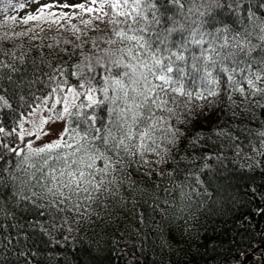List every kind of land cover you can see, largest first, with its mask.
<instances>
[{
    "label": "trees",
    "instance_id": "16d2710c",
    "mask_svg": "<svg viewBox=\"0 0 264 264\" xmlns=\"http://www.w3.org/2000/svg\"><path fill=\"white\" fill-rule=\"evenodd\" d=\"M243 4L255 15L256 23L264 22V0H243ZM198 6L199 0L185 3V9ZM159 7L166 16L176 13L170 2L160 0ZM39 18L43 28L35 39L26 34L0 45L25 58V64L16 65L25 74L13 73V81L36 80L37 69L43 78L51 65L63 66L68 83L74 84L72 65L82 64V60L63 51L75 50L77 33L55 32L50 12L44 11ZM4 20L0 21V33L19 32L11 19L6 25ZM210 23L228 25L229 37L238 33L253 49L251 57H241L242 65L251 62L256 67L264 59V33L252 30L247 13L237 15L218 8ZM106 32L105 28L85 34L99 37ZM83 52L87 54L89 47ZM227 75L216 74L219 95L211 114L194 117L181 128L185 137L172 153L171 165L156 180L143 177V168L130 167L120 173L125 178L119 180L125 181L119 189L113 187L114 195L97 194L95 206L101 217L86 216V223L71 232L67 243L55 231L49 229V235L37 225L47 226L53 217L68 220L69 205L49 207L45 198L36 201L41 208L17 195L43 191L32 178L47 183L49 168L64 167L54 159L59 150L53 152L47 166L43 154L30 156L28 163L34 167L5 154L7 162L0 161V264H264V95L244 99L231 90ZM236 79L244 84L247 94L249 89L239 73ZM0 85L8 90L7 95H0L12 105L6 108L0 100V120L10 130L18 103L12 92L15 84L3 79ZM187 86L195 87L192 83ZM34 89L37 95L46 90L40 83ZM108 115L107 107L98 110V127L107 123ZM62 151L71 154L72 150Z\"/></svg>",
    "mask_w": 264,
    "mask_h": 264
},
{
    "label": "snow or ice",
    "instance_id": "6c2138e0",
    "mask_svg": "<svg viewBox=\"0 0 264 264\" xmlns=\"http://www.w3.org/2000/svg\"><path fill=\"white\" fill-rule=\"evenodd\" d=\"M164 2L173 4L176 13L166 16L159 7L160 0H89L87 5L47 4L39 8L40 12L44 8L63 7L96 13L95 25L91 19L81 23L91 26V32L104 31L99 27L101 24L107 29L104 36L93 37L81 33L76 25L71 26L79 43L74 45V51L64 50L63 54L82 60V64L72 65L74 70L70 75L76 77L74 84L68 83L63 66L51 65L50 73L43 78L37 69L36 80L14 82L13 73L25 74L16 66L25 64V58L0 46V57L8 58L0 59V80L15 84L12 92L18 99L14 127L6 130L0 120V161L6 163L5 154H9L20 157L22 165L34 167L28 163L29 157L43 154L47 166L53 152L59 150L54 159L64 165L61 169L49 168L45 177L48 183H41L33 176L35 186L43 191L33 192L31 196L17 193L21 200L32 201L41 208L36 201L45 198L49 207L72 201L73 196L90 202L98 198L93 193L114 195L113 187L124 183L117 175L130 167H136L137 171L147 168L146 174L151 175L153 166L169 164L172 153L185 137L181 128L194 117L206 112L210 115L216 106L218 72L228 73L231 90L239 92L244 99L249 95H264V59L256 67L251 62L242 65L241 57H251L253 49L238 38V33L229 37L228 25L210 23L216 9L227 8L237 15L247 13L252 30L264 33V22H255V15L243 0H199L198 7L187 9L185 3L194 4L195 0ZM23 7L24 4L19 5ZM8 19L15 21L16 17L6 16L5 25ZM36 19L39 16L29 14L23 23ZM26 34L0 33V45ZM85 46L89 47L87 54L83 52ZM237 73L246 82L247 94L244 84L236 79ZM36 83L46 88L40 95L34 89ZM189 83L195 87L190 89ZM7 91L0 85V92L7 95ZM0 100L6 108H12L3 95ZM104 107L109 113L108 120L98 127V110ZM41 110L49 115L40 116ZM58 121L64 125L62 130L55 128ZM25 123L30 129H25ZM42 137H47L48 142L41 141L43 146L33 147ZM63 149H71V154ZM148 156L154 159L149 160ZM96 161L103 166L98 167ZM2 179L0 176V182ZM72 206L78 211V204ZM37 227L46 233L49 229L55 231L66 243L73 230L67 219L55 217L47 226ZM65 232L69 235L64 236Z\"/></svg>",
    "mask_w": 264,
    "mask_h": 264
},
{
    "label": "rangeland",
    "instance_id": "374dc122",
    "mask_svg": "<svg viewBox=\"0 0 264 264\" xmlns=\"http://www.w3.org/2000/svg\"><path fill=\"white\" fill-rule=\"evenodd\" d=\"M79 3H85L86 5L89 3V0H4L2 3H0V21L4 20L5 17H12L15 16L16 20L13 21V24H15L14 28L19 32H24L29 35V38H33L35 35H39L42 31V23L39 19L36 20H29L27 24L23 23V18L28 16L29 14L33 16H40L41 13L50 12L52 14V18L55 20V32H62L64 34L68 32H74L72 29V25H76V27L80 30L81 33H87L89 30V27L91 26H85L81 23L82 20H92L93 25L96 24L95 21V15L96 13H85L80 9L76 8H63V7H52V8H44L42 12L38 11L39 8H41L43 5L51 4V5H75ZM20 4H24V7L21 9L19 8ZM8 5H12L11 7H7ZM7 7V11H5V8ZM66 14V15H64ZM47 26H50L47 24ZM53 26V25H51ZM101 29H105V26L101 24L99 26ZM31 30V31H30ZM75 33V32H74ZM49 103H52L51 101ZM58 105L56 106V110H58ZM49 113L46 110L40 111V116L47 117ZM39 119V117H37ZM64 127L62 122H56L55 128L57 130H62ZM25 129H30V125L28 123H25ZM55 139V137H53ZM48 142L47 137H42L41 140H36L33 144L34 147L41 146L43 143L41 142ZM148 159H154L153 156H148ZM172 161L167 165H161L159 167H154V171L151 175L146 174L147 168H143V177L151 178L152 180H156L159 175L164 172V170L170 166ZM96 164L98 167H102V163L100 161H96ZM64 166V165H63ZM55 169H61V168H55ZM111 177H109L110 179ZM125 178L122 174L117 175V179ZM125 181V180H124ZM48 183V181H47ZM150 183V182H148ZM114 188L119 189V186H115ZM94 196L99 197L96 193H93ZM108 197V196H107ZM97 199L90 201V202H84L82 199L77 200L76 196H73L72 201H68L65 204L69 205L71 207L72 212L68 216V222L72 227V232H76L81 226H83L86 221L87 217L90 214H97V216L101 217L102 213L96 208L95 202ZM78 204V211L77 208H74L73 204ZM65 232L64 236L66 235Z\"/></svg>",
    "mask_w": 264,
    "mask_h": 264
}]
</instances>
